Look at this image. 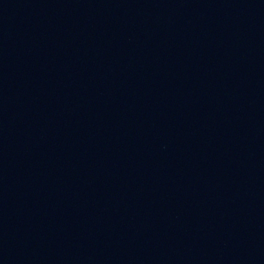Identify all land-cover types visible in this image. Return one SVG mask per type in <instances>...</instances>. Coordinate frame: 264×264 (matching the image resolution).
Segmentation results:
<instances>
[{
    "label": "water",
    "instance_id": "obj_1",
    "mask_svg": "<svg viewBox=\"0 0 264 264\" xmlns=\"http://www.w3.org/2000/svg\"><path fill=\"white\" fill-rule=\"evenodd\" d=\"M156 264H264V64L216 138Z\"/></svg>",
    "mask_w": 264,
    "mask_h": 264
}]
</instances>
